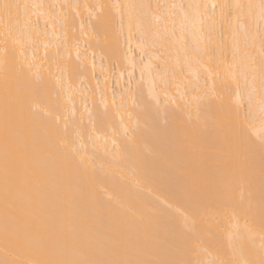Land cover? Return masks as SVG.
Wrapping results in <instances>:
<instances>
[{"label": "bare ground", "instance_id": "bare-ground-1", "mask_svg": "<svg viewBox=\"0 0 264 264\" xmlns=\"http://www.w3.org/2000/svg\"><path fill=\"white\" fill-rule=\"evenodd\" d=\"M2 3L20 6L21 43L0 26V260L30 258L3 229L5 47L10 78L23 66L20 87L39 86L8 130L19 198L26 182L58 193L72 258L120 239L133 259H264V0ZM238 95L254 135L236 143L214 118ZM57 132L78 171L52 150Z\"/></svg>", "mask_w": 264, "mask_h": 264}, {"label": "snow or ice", "instance_id": "snow-or-ice-1", "mask_svg": "<svg viewBox=\"0 0 264 264\" xmlns=\"http://www.w3.org/2000/svg\"><path fill=\"white\" fill-rule=\"evenodd\" d=\"M20 6L10 3L0 4V26L3 27L4 44L11 40L14 44L21 43L14 39L13 27L16 18L13 15L15 9ZM26 7V6H25ZM174 7V6H173ZM215 7V6H213ZM239 7V5H237ZM264 16V10H262ZM264 43V42H262ZM2 64L4 67V126H5V159H4V222L5 236L11 234L16 243L30 254V258L23 260H0V264H188L181 261H158L129 258L125 253V246L120 239L110 242L106 250L99 256L87 259H75L70 255L73 241L66 235L67 215L59 204V195L53 189L48 192L40 190L39 184L25 183L27 195L19 198V180L14 169L19 161L10 158L9 126L13 121L22 119L23 108L27 96L39 90V86L27 85L20 87V81L24 79L25 67H16L15 75L10 78L8 48L3 49ZM30 67V66H29ZM12 81H15L13 85ZM215 94L208 96L211 104ZM194 101L199 98L193 97ZM241 97L238 95L232 104L225 108L221 105L218 117L214 122L220 126H226L234 142H242L246 134L254 135L249 114L242 111ZM196 111L199 113L200 104L197 102ZM46 115L52 116L47 112ZM55 139L51 144L54 151H58L67 158L64 161L68 169L79 170L76 156L78 152L73 148L70 140L65 135L53 133ZM259 146L264 155V134L259 137ZM82 163V161H80ZM35 257V258H32ZM259 264H264L262 259Z\"/></svg>", "mask_w": 264, "mask_h": 264}, {"label": "rangeland", "instance_id": "rangeland-1", "mask_svg": "<svg viewBox=\"0 0 264 264\" xmlns=\"http://www.w3.org/2000/svg\"><path fill=\"white\" fill-rule=\"evenodd\" d=\"M134 55H136V52H134ZM114 66H115V65H114ZM114 66H113V67H114ZM133 77L135 78V75H134ZM133 77H132V80H133V81H131V82L134 84V79H133ZM113 85H114V84H113Z\"/></svg>", "mask_w": 264, "mask_h": 264}]
</instances>
